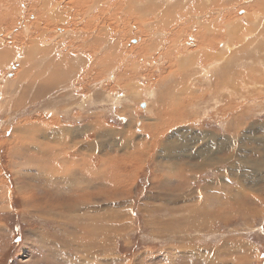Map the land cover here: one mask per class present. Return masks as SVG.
I'll return each mask as SVG.
<instances>
[{
    "label": "rangeland",
    "instance_id": "374dc122",
    "mask_svg": "<svg viewBox=\"0 0 264 264\" xmlns=\"http://www.w3.org/2000/svg\"><path fill=\"white\" fill-rule=\"evenodd\" d=\"M53 1L56 2L54 11L58 12L59 10L66 15L65 21L58 22L57 26L59 27L52 28L54 29L51 31V36L53 37L47 41L48 46L46 42L43 43L46 48L55 45L54 53L38 58H35V55H37L35 53L34 57H30L29 60L25 61L24 58L28 55L24 52L26 50L24 47L29 42L25 40L26 44L23 42L22 48L15 49L19 35L26 29L20 26V20L21 22L32 21V24L36 21L35 15L38 13L40 16L38 12L39 0H30L29 3L36 10V13L28 14L26 11V15L22 5H25L28 1L0 0V6L2 9L4 8L3 10L0 8L2 12L6 8L5 4L8 7L11 4L10 7L16 9V11L18 9L22 10V15L19 14L18 20L16 19L17 23H14V20H10V24H6L9 30L8 33H5L4 36V32H0V140H2L0 141V264H264V233L260 235L258 230L262 221L260 218H263L264 214L261 217L259 214H252L253 217L247 216V212L241 209L243 207L242 203L239 202L241 199H236L235 207L232 204L229 206L228 202L232 201L222 199V197L228 195V190L215 199L212 198V195L203 197L202 204L198 202L192 203V209L199 211V213L185 212L186 214H179L155 210L156 206H161L160 208L158 207L159 209H163L166 206L161 199H148L147 193L149 191L147 192L146 189L148 187V179L152 175V171H154L152 167L156 163L161 166L158 171L163 173L167 181L171 175L175 178L176 174L173 173L179 171L177 169L179 167L176 166V163H168V161H171L170 154H176L177 149L163 151L164 148L161 147L162 144L160 142L167 138L172 139L173 136H185L184 139H187L190 129L192 130V124H194L191 120H194L195 116L198 117L197 121L200 123H197L203 127V131L208 128L212 131L210 121L212 120L211 117L214 116H218V119L229 117L227 119L230 121L226 125L232 124L239 119L240 122L238 125L236 124L235 128L242 127L244 124L264 126L263 67H259L257 65L259 64L258 62L249 64V61H247L255 53L257 56H261V54L264 56L263 49L258 44L264 37V0H224L225 2L223 0H193L192 3L195 2L197 7H202L206 11L214 9L213 12L216 14L207 18L200 16L201 19L189 22L170 18L168 21L171 25L166 26H162L163 23L155 19L153 14V18L148 17L150 21H145L143 24H138L131 20L126 31L122 30V32L120 28L118 30L115 28V25L119 24L117 21L120 20L121 22L122 18L125 17L117 13L119 11L117 6L119 3H124V8L120 12H125L127 10L126 7L130 5V0H117V2L113 0V3L109 0L110 2L106 3L107 7L104 5L106 17L114 14L117 10L116 13L120 15L121 19L115 14L114 18L116 19L113 20H106L105 17L103 18V16L99 15L102 8L101 0H96L98 5L100 3L99 7L95 3L96 7L92 5L88 7L90 9L87 8V11L85 9L86 6L82 5L75 9L72 6L74 0ZM167 1L168 3L164 0V6H161L165 8L163 15H167L168 12L169 16L176 11L182 10L183 7H178L181 4V0ZM255 2L259 5H254ZM222 3H225V6L221 5ZM108 4H114L113 8L116 7V10L114 8L108 13V8H110ZM143 4L136 5L133 15L135 19L141 21L146 16V7ZM217 5L225 8L218 9ZM248 5L252 7L254 12H259V17L255 21L249 22L248 20L250 19H243L247 15L246 8H251ZM170 10L173 11L171 14ZM184 10H186L185 7L182 13H184ZM224 14L235 15L236 18L234 17L233 21L245 23L244 26L247 25L246 29L241 30V33L244 32L246 37H240L243 40V42L241 40L240 45L237 43L236 46L229 45L226 39L232 36L229 33L232 27L225 26L224 30L228 28L230 30L219 36V39H213V47L210 50L204 49L205 52L211 54L210 57H206L204 51L199 53L201 58L199 61L206 68L214 67L212 70L213 74H211L213 77L210 76L211 78L207 79L202 76L203 72L195 73L193 76L192 70L201 69L202 65L195 60L198 57L194 56L195 53L185 58L188 55L183 53L185 48L195 49L196 47L195 38L191 37L195 41L188 39L187 35L196 36L199 30L205 28V26H202L204 23L215 18L213 23L217 24L221 15ZM237 18L239 20L242 19L243 22L237 21ZM89 19L92 21H88ZM111 20V27L107 26ZM65 24L68 25V28ZM104 24L105 26H103ZM257 24H262V26L255 27L254 25ZM13 25H17V27L14 29ZM133 25L135 28L132 27ZM151 25H154V27L152 28ZM86 26H90V29L85 28ZM101 26L105 28L104 31L107 35L99 34L100 37H98L97 30ZM252 28L254 29L252 30ZM75 29L78 32L74 31L73 33ZM113 29L116 30L115 33L112 32ZM144 29L148 36H154L151 41L153 44L162 43L160 46L154 47V50L152 48L146 58L143 55L145 52L141 54L143 50L140 51L148 44L146 42L148 36L144 34L142 37L141 35ZM87 30L88 32H86ZM92 30H95L96 34ZM117 31L119 32L117 33ZM163 31L169 35L161 34ZM170 31L178 36L173 44L176 46L178 42L180 49L174 47L172 50V43H168L166 40V37L170 36ZM76 32L77 35H75ZM233 32H235V28ZM61 33L62 35L60 36ZM63 33L65 34L63 35ZM66 34L67 38H65ZM26 35H33L36 38L38 33L32 30L26 32ZM2 37L5 38L3 39ZM58 37L63 41H60ZM101 37H106V39ZM97 39L100 41L98 42ZM11 40L15 41L14 45ZM4 42L11 44V46L13 45L12 47L15 50H12L9 57L1 59V49H4L2 46ZM86 44L93 45L85 49ZM112 46L115 47L111 48ZM249 47L250 49L248 50ZM166 48L169 53L171 52L173 58L171 66L169 63L164 62L165 59H168L169 53L166 58L162 56ZM234 50L237 51L235 52ZM240 50L243 51L239 52ZM106 51L108 53H105ZM218 51H223L224 53L222 52L223 56L216 58ZM259 51L263 53H259ZM138 52L140 53L137 54ZM109 53L111 55L110 59L114 58L116 61L114 64L112 63L113 66L112 64H107L110 59L107 60L106 56ZM158 54H160V57L155 59ZM230 55H234L235 57L233 58L235 59L228 60L227 58ZM65 57L68 58L70 63L65 65L66 67L63 66L61 68L70 69L72 75L64 81L65 83L59 79L60 81H52V83L48 84L51 87L46 88L44 84L49 82V78L52 75L44 72L47 68H44L43 65L58 64L61 62L60 59ZM40 58L43 59L41 60ZM76 61H80L81 65ZM219 61L223 63L217 65ZM15 62L18 64L16 65ZM181 62L183 64L181 66L182 70L180 68ZM116 63L117 65H115ZM164 63L167 64L165 72ZM23 66H27V69L32 67L35 69H31L30 73H26L28 78H30V75L32 76L31 73L36 74V76L43 75L39 79H36L33 75L35 78L27 80L24 85L16 83L11 74L22 71ZM77 67L79 70L76 69ZM176 70H179L178 73ZM169 71L171 74L174 72L176 76L181 75L184 79L189 71L190 76L193 79L195 77L194 80L190 81V91L193 93L192 98H186L182 95L180 99L176 98L175 100V97H173L169 98L171 100H165L171 85L181 83L170 81V79H167L164 83H160L157 80L162 76L163 72L164 75H167ZM216 76L222 79L215 82ZM115 78L117 82H120L115 83ZM149 79H151V83ZM216 83L222 84L218 86ZM146 84H151V86ZM172 87L177 88L178 85ZM23 88H25V91H22L24 90ZM149 88H151L152 92ZM26 89H28L27 92ZM23 92L26 93L24 96ZM154 93L155 97L152 98ZM173 95L174 93L170 92V97ZM110 96L111 98H109ZM115 97L118 98V103H121L118 106L115 105L116 100L112 99ZM85 99L87 101L86 109H82L80 105L82 100ZM181 100L182 105L178 106V102ZM98 102L101 103L95 104ZM147 102L150 103L151 108L148 106L147 109V106L143 105L144 103L147 104ZM139 103L141 104L139 105ZM154 105L159 106L156 109V112H159L158 114L156 112L150 113ZM171 105H174V107ZM195 105L199 106V109ZM162 106L164 109H162ZM177 107H180L182 112L180 114L177 113L176 117L169 118L168 116L173 115L172 111L175 108L177 109ZM166 108L169 110L167 111ZM163 110L166 113H162L164 112ZM77 112H79L78 114L81 117L78 116ZM120 112H122V115ZM170 112L171 114L169 115L168 113ZM98 113L99 115L102 113L103 117L99 118ZM87 114L91 115L88 116ZM155 114L156 118L153 117ZM53 115H58L59 119L50 120V116ZM163 117L165 118L163 119ZM152 118L155 119L154 122L157 121L156 126L159 127V132L155 136L153 130L148 132V127L152 126V123H150ZM166 119L167 121L165 122ZM174 123L176 125H173ZM168 125L170 126L168 127ZM38 129L39 132H37ZM63 138H65L64 141L62 140ZM152 138L155 141L156 138L160 139L155 144L152 142ZM59 139L64 145L60 146L61 142ZM66 142H68V146H65ZM201 142L202 145L197 147L206 148L205 137L202 138ZM14 146H16L17 150H14ZM58 146L60 147V157L68 160L62 161L59 157ZM153 146L156 148L153 149ZM130 147L132 149L137 147V149L132 150ZM140 147L143 149L138 151L140 153L135 154ZM153 151L156 156L151 159L150 155L153 154ZM51 154L52 157L49 156ZM85 155L91 161L87 162L88 160L86 159V161L84 157L88 165L83 166L84 162L79 164L80 162L76 163V161H73L80 160ZM187 155L182 154V157L187 164H191L192 162L186 160V157L189 156ZM58 157L60 161L56 160ZM39 158L42 159L41 162H39ZM91 158L95 159L92 160ZM130 159L137 160L139 164L137 165L136 161H131ZM251 159L252 157L249 160ZM253 161L251 160V168L254 175H251L249 181L261 175H257L254 170L256 168H254ZM126 162L129 163L128 167L122 169L121 173L115 174L114 169ZM75 164L78 165L75 166ZM66 168H68L70 176L66 174ZM169 168L172 170L170 171ZM102 169H105V171L102 172ZM184 173L187 175L193 174L189 170ZM157 176L156 178L162 181L160 178L161 174ZM185 179L183 178L182 181ZM233 179L237 185L230 188V190L237 187L242 189L240 184L244 183V177L242 176L241 178V175L237 174L234 175ZM111 180H120L121 187L119 189L113 188V191L114 182L111 183ZM230 180H223L222 185L229 186ZM194 182L192 184L195 187ZM202 183L200 185H205V183ZM191 185L189 183V188H192ZM200 185L196 186L195 189H199ZM158 189V187L152 188L153 191H150L151 197H157L162 193V190ZM241 189L234 190V192L243 195L245 192ZM207 198H210L208 202ZM216 200L223 202V208L220 207L221 203L216 202ZM150 209L155 210V212H149ZM166 209H169V207H166ZM241 249L247 252L243 253ZM184 252L192 254L190 258H184V263H182V259L173 258L174 255L181 253L185 257L187 254ZM170 255H173L172 261H167L170 260ZM244 256L249 257L250 261L243 262V260H240Z\"/></svg>",
    "mask_w": 264,
    "mask_h": 264
},
{
    "label": "bare ground",
    "instance_id": "6f19581e",
    "mask_svg": "<svg viewBox=\"0 0 264 264\" xmlns=\"http://www.w3.org/2000/svg\"><path fill=\"white\" fill-rule=\"evenodd\" d=\"M21 1V0H20ZM26 1H28L25 5L23 4L22 5V8H23V11L25 12V15H26V11H27V13L28 14H32V13H36L35 11V9L33 8V6L31 5V3H29L30 2V0H26ZM32 1V0H31ZM112 1V3H113V0H111ZM124 1V0H123ZM192 1L193 0H181V4H180V6H178V7H185V9L186 10H184V13H182V10H183V8H182V10H180L179 12L178 11H176V12H174L172 15H169L168 16V12H167V15H163L164 13H165V8L164 7H161V6H164V0H130V5L129 6H127L126 8H127V10L125 11V12H120V10H122V8H124V3H119V5L117 6L118 8H117V10H119L117 13H119V14H122V15H124L125 17L124 18H122V21L120 22V20H118L117 22L119 23V24H117V25H115V28L118 30V28H120V30H121V32H122V30L124 31H126V29H127V26H129V24H130V22H131V20H133V22L135 21V22H137L138 24H143V22H145V21H150V19L148 18V17H150V18H153V14H154V18L155 19H158V21L159 22H161V23H163L162 24V26H166V25H171L170 23H169V21H168V19H170V18H177V19H179V21H184V22H189V21H195V19H201L200 18V16H203L202 18H207V17H210V16H212L213 14H216L215 12H213L214 11V9H210V10H208V11H206V9H203L202 7H197V4L195 3H192ZM200 1V0H199ZM224 1V0H223ZM259 1V0H258ZM8 2V1H7ZM17 2V1H16ZM19 2V1H18ZM101 2V11L99 12V15L100 16H103V18L105 17V19L106 20H110V19H116V18H114V16H115V14L117 15V17H119L120 19H121V17H120V15L119 14H117L116 13V7H114L115 8V13L114 14H112V15H109V16H105L106 15V13L104 12V7L106 6L107 7V5H106V3H108V2H110L109 0H103V2H102V0L100 1ZM116 2H117V0H116ZM119 2V1H118ZM166 2L168 3V1L166 0ZM209 2V1H208ZM211 2V1H210ZM225 2V1H224ZM15 3V2H14ZM13 3V4H14ZM95 3H96V0H74V2H73V7L76 9V8H78V7H80L81 5L82 6H86V11H87V8L88 7H90V6H95ZM115 3V2H114ZM144 3V4H143ZM7 4H9V3H7ZM22 4V3H21ZM33 4V3H32ZM35 4V3H34ZM38 4H40L39 5V13H40V16L38 15V13L35 15V22L32 24V21L31 22H27V21H23V22H21V20H20V23H21V25L20 26H22L23 28H26V29H24L22 32V34L21 35H19V39H18V41H16V44L17 45H15L16 46V48L15 49H19L21 46H22V44H23V42L26 40V41H28L29 43L24 47V48H26V50L24 51V52H26V55H28V56H26L24 59H25V61H27V60H29L30 59V57L32 58V57H34V54L35 53H37V55H35V58H38V57H41V56H43V55H47V54H51V53H54L53 51L55 50V45H53V46H51V47H49V48H46V46L43 44L44 42H46L47 43V46H48V40L49 39H51L53 36H51L52 34H51V31L52 30H54V29H52V28H57V27H59V26H57L58 25V22L59 21H65L66 19V15H65V13L64 12H60L59 10H58V12H55L54 11V9H56V8H54L55 6H56V2L55 1H53V0H39V3ZM97 6L99 7L100 6V3H99V5H98V1H97ZM137 4H143V5H145V15L146 16H144L145 18L143 19V21H141V20H138V19H135L134 18V13H135V10H136V5ZM200 4V3H199ZM225 3H222L221 5H224ZM1 5V4H0ZM10 5L11 4H9V7L5 4V6H6V8H5V10L2 12L1 11V9H2V7L0 6V32H4L3 33V35L5 34V33H8V28H7V26H6V24L8 25V23H9V21L10 20H14L15 22L14 23H17V21H16V19L18 20V18H19V14H21V12H22V10H20V9H18L17 11H16V9H12L11 7H10ZM16 5V4H15ZM105 5V6H104ZM108 5H110V4H108ZM253 5V4H252ZM254 5H259V4H257L256 2H255V4ZM19 6V5H18ZM113 6H114V4H111L110 5V8H108L109 9V11H108V13L112 10V9H114L113 8ZM200 6H201V4H200ZM225 6V5H224ZM224 6H218L217 5V8L218 9H223V8H225ZM248 6H250V5H248ZM16 7V6H15ZM72 7V8H73ZM96 7V6H95ZM244 7V6H243ZM251 7V6H250ZM21 8V7H20ZM73 8V9H74ZM94 8V7H93ZM171 8V7H170ZM257 8V7H256ZM4 9V8H3ZM2 9V10H3ZM37 9V8H36ZM88 9H90V8H88ZM92 9V8H91ZM244 9V8H243ZM264 9V8H263ZM93 10V9H92ZM95 10V9H94ZM229 10V9H228ZM96 11V10H95ZM94 11V12H95ZM99 11V10H98ZM97 11V12H98ZM236 11V10H235ZM245 11V10H244ZM257 11V10H256ZM23 12V13H24ZM75 12H77L76 10H75ZM91 12V11H90ZM89 12V13H90ZM114 12V11H113ZM173 11L172 10H170V14L172 13ZM246 16L243 18L244 20H245V18L246 19H250V20H248L249 22H252V21H255V19H257L258 17H259V12L257 13V12H254V10L252 9V7L251 8H246ZM73 13V12H72ZM137 13V12H136ZM219 13V12H218ZM217 13V14H218ZM236 13V12H235ZM16 14H17V16H16ZM205 14V15H204ZM237 14V13H236ZM22 15V14H21ZM90 15V14H89ZM96 15H98V14H96ZM36 16H38L37 17V19H36ZM83 16V15H82ZM91 16V15H90ZM97 17V16H96ZM235 17V15H231V14H224V15H221V17H220V19H219V22L217 23V24H214L213 22H214V20H215V18L212 20V21H210V20H208V22L207 23H204L202 26H205V28H202V30H199V32H198V34L196 35V36H194V35H187V38L188 39H191V40H194V39H192L191 37H194L195 38V40H196V47H195V49H186L185 48V50H184V52L183 53H186V54H188L187 56H185V58L186 57H188V56H190L191 54H193V53H195L194 54V56L196 55V56H198V57H196V61L197 62H199L201 65H202V68L201 69H198V70H192V72H193V76H194V74L195 73H200V72H203V77H205V78H207V79H210L211 77H213V76H211V74H213L212 73V70L214 69V67H209V68H206V66H204L203 65V63L201 62V61H199L201 58H200V54L199 53H201V51H204V54H205V56L206 57H210V55L211 54H208L207 52H205V50H210L212 47H213V43H212V40L214 39H219V36H221V35H224L226 32H228L229 30H230V28H228L227 30H224V27L226 26V27H229V26H231L232 27V30L229 32V33H231L232 34V36H230V38L229 39H226V41L228 42V44L229 45H232V46H236V43L238 44V45H240V42H241V38L240 37H246V35L244 34V32L243 33H241V30H243V29H246V26H244V24L245 23H236V21H233L232 19ZM30 18V17H29ZM71 18V17H70ZM70 18H69V20H70ZM93 18H95L94 16H93ZM182 18V19H181ZM236 18V17H235ZM234 18V19H235ZM26 19V18H25ZM176 19V20H177ZM28 20V19H27ZM68 20V21H69ZM112 20H111V22H110V24L109 25H107V26H110L111 27V25H112ZM237 21L239 20V18H237L236 19ZM88 21H92L91 19H89ZM105 21V20H104ZM217 21V20H216ZM239 21H242V19H240ZM174 23H175V21H173ZM235 22V23H234ZM243 22V21H242ZM249 22H247V23H249ZM91 23V22H90ZM181 23V22H180ZM233 23V24H232ZM10 24V23H9ZM149 24V23H148ZM184 24V23H183ZM182 24V25H183ZM237 24V25H236ZM250 24V23H249ZM15 25V24H14ZM13 25V27H14V29H15V27H17V25L16 26H14ZM65 25H67V24H65ZM176 25V24H175ZM10 26V25H9ZM56 26V27H55ZM62 26V25H61ZM78 26H80V25H78ZM103 26H105V24L103 25ZM144 26V25H143ZM152 26V28L154 27V25H151ZM180 26V25H179ZM178 26V27H179ZM255 27H258V26H262V24H257V25H254ZM264 26V25H263ZM71 27V26H70ZM90 26H86L85 28H89ZM132 27H134L135 28V26L133 25ZM67 28H68V25H67ZM109 28V27H108ZM114 28V27H113ZM129 28V27H128ZM151 28V27H150ZM159 28V27H158ZM234 28H235V32H233L234 31ZM61 29H62V27H61ZM64 29V28H63ZM72 29V28H71ZM83 29V28H82ZM90 29V28H89ZM92 29V28H91ZM95 29V28H94ZM104 27H102L101 26V28L99 29V30H97V34H98V37H100L99 36V34H102L103 36H106L107 35V33L104 31ZM130 29V28H129ZM169 29V28H168ZM171 29V28H170ZM254 28H252V30H253ZM259 29H261V28H259ZM32 30H35V32L36 33H38V35H37V37L35 38V36H33V35H26V32H28V31H32ZM78 30H81V29H78ZM96 30V29H95ZM94 30V31H95ZM119 30V31H120ZM153 30H155V29H153ZM248 30V29H247ZM11 31V30H10ZM16 31V30H15ZM20 31V30H19ZM58 31V30H57ZM66 31H68V29H66ZM74 31H77L76 29L75 30H73V33H74ZM93 31V30H92ZM93 31V32H94ZM119 31H117V33L119 32ZM183 31V30H182ZM54 32V31H53ZM63 32V31H62ZM71 32V31H70ZM78 32V31H77ZM77 32H76V34L75 35H77ZM86 32H88V30L86 31ZM112 32H116V30L115 29H113L112 30ZM139 32V31H138ZM171 33H170V36H168V37H166V40L168 41V43H172L171 44V48H172V50H173V48L175 47L176 49H180V45H178V42L176 43V46L173 44L174 42H175V39L178 37V36H176L175 34H173L172 33V31H170ZM196 32V31H195ZM233 32V33H232ZM247 32V31H246ZM55 33V32H54ZM58 33V32H57ZM95 33V32H94ZM241 33V34H240ZM258 33V32H257ZM1 34V33H0ZM20 34V33H19ZM56 34V33H55ZM65 33H63V35H64ZM70 34H72V33H70ZM96 34V33H95ZM144 34L146 35V36H148V34H146V30L144 29L143 31H142V37L144 36ZM150 34V33H149ZM161 34H163V35H167L168 33H165V31H163ZM249 34V33H248ZM10 35V34H9ZM12 35H14L13 33H12ZM62 35V33L60 34V36ZM169 35V34H168ZM254 35V34H253ZM264 35V34H263ZM5 36V35H4ZM17 36V35H16ZM15 36V37H16ZM57 36V35H56ZM59 36V37H60ZM95 36H97V35H95ZM128 36H129V34H128ZM145 36V37H146ZM256 36V35H255ZM14 37V36H13ZM58 37V39L60 40V38ZM68 36H67V34H66V36H65V38H67ZM88 37H89V35H88ZM154 36H148V38L146 39V42H148V44H147V46H145L144 48H142L140 51H142L143 50V52L141 53V54H143L144 52V54L143 55H145V58L148 56V54H149V51H151L152 50V48H153V50L157 47V46H160L162 43H157V44H153V42H151L152 41V38H153ZM252 37H254V36H252ZM257 37V36H256ZM256 37H255V39H256ZM3 38V37H2ZM5 38V37H4ZM3 38V39H4ZM10 38V37H9ZM62 38V37H61ZM79 38V37H78ZM87 38V37H86ZM85 38V39H86ZM90 38V37H89ZM101 38H105L106 39V37H101ZM108 38V37H107ZM110 38V37H109ZM122 38V37H121ZM120 38V39H121ZM151 38V40H149ZM236 38V39H235ZM258 38V37H257ZM15 39H17V38H15ZM55 39V38H54ZM104 39V40H105ZM247 39V38H246ZM254 39V40H255ZM53 40V39H52ZM62 40V39H61ZM60 40V41H61ZM67 40V39H66ZM66 40H65V42H66ZM90 40V39H89ZM98 40V39H97ZM113 41H114V39H112ZM117 40H118V38H117ZM149 40V41H148ZM194 40V41H195ZM225 40V39H224ZM11 41H13V40H11ZM63 41V40H62ZM100 40H98V42H99ZM246 41V40H245ZM3 42V41H2ZM55 42H57V41H55ZM86 42V41H85ZM91 42H92V40H91ZM90 42V43H91ZM123 42V41H122ZM189 42V41H188ZM242 42H243V40H242ZM258 42V41H257ZM1 43V42H0ZM14 43H15V41H13V45H14ZM25 43V42H24ZM115 43V42H114ZM3 44V43H2ZM26 44V43H25ZM53 44H55L54 42H53ZM61 44V43H60ZM79 44V43H78ZM77 44V45H78ZM84 44V43H83ZM104 44H105V42H104ZM103 44V45H104ZM191 44V43H190ZM190 44H188V45H190ZM261 47H262V49H263V52H264V37H263V40L262 41H260L259 43H258ZM7 45V46H6ZM12 45V46H13ZM49 45H51V44H49ZM63 45H64V43H63ZM67 45H68V42H67ZM70 46H71V48H73L72 47V45L71 44H69ZM93 44H89V45H87L86 44V46L85 45H82V46H85V49L86 48H88V47H91ZM102 45V44H101ZM110 45V44H109ZM109 45H108V47H109ZM169 45V44H168ZM227 45V44H226ZM252 45V44H251ZM256 45V44H255ZM3 46V50L1 49V55H2V58L1 59H5L6 57H9L10 56V54H11V52H12V50H15L14 49V47H12L11 46V44H8L7 42H4V44L2 45ZM9 46H11V47H9ZM80 46V45H79ZM192 46V45H191ZM58 47H59V45H58ZM67 47V46H66ZM76 47V46H75ZM100 47V46H99ZM102 47V46H101ZM104 47V46H103ZM115 46H112L111 48H114ZM122 47V46H121ZM155 47V48H154ZM222 47V46H221ZM0 48H1V45H0ZM6 48V49H5ZM22 48V47H21ZM57 48V47H56ZM70 48V49H71ZM229 48V47H228ZM237 48V47H236ZM59 49V48H58ZM69 49V50H70ZM85 49H83V50H85ZM121 49V48H120ZM205 49V50H204ZM250 49V47L248 48V50ZM255 49V48H254ZM260 49V48H259ZM68 50V49H67ZM232 50V49H231ZM21 51V50H20ZM114 51V50H113ZM225 51V50H224ZM235 51V50H234ZM237 51V50H236ZM235 51V52H236ZM241 51H243V50H240L239 52H241ZM62 52V51H61ZM68 52V51H67ZM117 52V51H116ZM124 52V51H123ZM219 52V51H218ZM223 51H221V52H219L218 53V55L216 56V58L218 57V56H223V53H222ZM230 52V51H229ZM261 51H259V53H260ZM263 52H261V53H263ZM22 53V52H21ZM38 53H40V54H38ZM70 53V52H69ZM105 53H108V51H106ZM119 53V52H118ZM140 52H138L137 54H139ZM169 52L167 51V48L165 49V52L163 53V57L164 58H166V55L168 54ZM173 53H174V51H173ZM62 54V53H61ZM64 54V53H63ZM67 54V53H66ZM70 54H73V53H70ZM84 54V53H83ZM117 54V53H116ZM147 54V55H146ZM241 54V53H240ZM24 55V54H23ZM29 55H31V56H29ZM68 55V54H67ZM82 55V54H81ZM176 55V54H175ZM21 56V55H20ZM49 56V55H48ZM57 56V55H56ZM55 56V57H56ZM65 56V55H64ZM74 56V55H73ZM118 56V55H117ZM169 57H168V59H165L164 60V62H167V63H169V65L171 66L172 65V61H173V58H172V56H171V52L169 53V55H168ZM202 56V55H201ZM71 57H72V55H71ZM141 57V56H140ZM139 57V58H140ZM160 57V54H158V56L155 58V59H157V58H159ZM183 57V56H182ZM226 57V56H225ZM229 57V56H228ZM233 57H235L234 55L232 56V55H230V57L229 58H227L228 60H232V59H235V58H233ZM73 58V57H72ZM83 58H85V57H83ZM111 58V55H110V53L108 54V56H106V59L108 60V59H110ZM142 58V57H141ZM222 58V57H221ZM243 58V57H242ZM248 58V57H247ZM20 59V58H19ZM22 59H23V57H22ZM41 59V58H40ZM43 59V58H42ZM41 59V60H42ZM50 59V58H49ZM59 59V58H58ZM103 59H104V57H103ZM144 59V58H143ZM192 59H193V57H192ZM205 59V58H204ZM207 59V58H206ZM210 59V58H209ZM220 59V58H219ZM36 60V59H35ZM44 60H45V58H44ZM61 60V62L60 63H58V64H44L43 65V67L44 68H47V70L46 71H44L45 73L46 72H48L49 73V75H52L51 76V78H49L50 80H49V82L48 83H46V84H44L45 86H46V88H48V87H51V86H48V84H50V83H52V81H60V80H62V82H64L68 77H70V75H72V72L70 71V69H62L61 67H63V66H65V65H67V64H69L70 62H69V60H68V58L67 57H65V58H63V59H60ZM62 60H64V61H62ZM98 60H100V59H98ZM216 60V59H215ZM218 60V59H217ZM226 60V59H225ZM11 61V60H10ZM20 61H22V60H20ZM122 61V60H121ZM120 61V62H121ZM234 61V60H233ZM247 61H249V64H256V62H258L259 64H257L259 67H263V71H264V56H262V54H261V56H257L256 55V53H255V55H251V57L247 60ZM12 62V61H11ZM35 62V61H34ZM57 62H59V61H57ZM76 62H79V64L81 63L80 61H76ZM108 62L109 63H107V64H114L116 61H115V59L113 58V59H110V60H108ZM215 62V61H214ZM225 62V61H224ZM230 62V61H229ZM8 63V62H7ZM16 63V62H15ZM33 63V62H32ZM39 63H40V60H39ZM43 63V62H42ZM41 63V64H42ZM44 63H46V62H44ZM102 63H104V62H102ZM187 63V62H186ZM223 62H220L219 61V63L217 64V65H220V64H222ZM231 63V62H230ZM9 64H10V62H9ZM18 63H16V65H17ZM20 64V63H19ZM24 64V63H23ZM76 64V63H75ZM78 64V65H79ZM113 64H112V66H113ZM188 64H190V63H188ZM247 64V63H246ZM1 65V64H0ZM25 65H27V64H25ZM37 65V64H36ZM60 65V66H59ZM62 65V66H61ZM81 65V64H80ZM83 65H84V63H83ZM99 65V64H98ZM115 65H117V63L115 64ZM166 63H164V72H165V69H166ZM173 65H174V63H173ZM183 64H182V62L180 63V68H181V66H182ZM224 65V64H223ZM5 66V65H4ZM71 66V65H70ZM74 67H75V65H73ZM77 66V65H76ZM222 66V65H221ZM37 67H38V65H37ZM66 67V66H65ZM72 67V66H71ZM6 68H8V67H6ZM31 68V67H30ZM102 68V67H101ZM104 68H105V66H104ZM107 68V67H106ZM176 68H177V66H176ZM179 68V69H180ZM199 68V67H198ZM206 68V69H205ZM226 68V67H225ZM249 68H250V65H249ZM3 69V68H2ZM16 69V68H15ZM31 69H33V67L31 68ZM31 69H27V66H23V68H22V71H20V72H17V73H14V74H11L12 75V77H13V79L16 81V83H21V84H23L24 85V83L25 82H27V80H29V79H33V78H35L36 77V79H39V78H41V76L43 75L42 73H40V74H42L41 76L40 75H38V76H36V74H34V73H31L32 74V76L30 75V78H28L27 77V74L26 73H30L32 70ZM73 69V68H72ZM75 69V68H74ZM77 70H79L78 69V67L76 68ZM116 69V68H115ZM33 70H35V69H33ZM45 70V69H44ZM173 70H174V68H173ZM181 70H182V68H181ZM205 70V71H204ZM228 70V69H227ZM231 70V69H230ZM1 71V70H0ZM3 71V70H2ZM16 71V70H15ZM177 71V70H176ZM179 71V70H178ZM178 71H177V73H178ZM232 71V70H231ZM42 72V71H41ZM164 72L162 73V76L161 77H159V79H157V80H159L160 81V83H164V82H166V80L167 79H170V81L171 80H173V81H175V82H181V83H176V84H174V85H178V87L177 88H173L172 86H174V85H171V87H170V89H169V92L167 93V98H165V100H171V99H169V98H173V97H175V100H176V98L177 99H180L181 97H182V95L183 96H185L186 98H192L193 96H192V92L190 91L191 89V85H190V81H192V80H194L195 79V77H194V79L190 76V73H189V71L187 72V74H186V77H185V79L184 78H182L181 77V75L180 76H176L175 74H174V72H172V74L170 73V71L168 72V74L167 75H164ZM167 72V71H166ZM185 72V71H184ZM220 72V71H219ZM180 73V72H179ZM182 73V72H181ZM47 74V73H46ZM46 74H44V75H46ZM110 74V73H109ZM216 74V73H215ZM2 75V74H1ZM33 75L35 76V77H33ZM153 75V74H152ZM144 76V75H143ZM164 76H166V77H164ZM211 76V77H210ZM84 77H85V75H84ZM217 77V76H216ZM154 78V77H153ZM7 79V78H6ZM60 79V80H59ZM84 79V78H83ZM145 79V78H144ZM220 79H222V78H216V80H214L215 82H218ZM118 80H119V78H118ZM151 79H149V81H150ZM154 80V79H153ZM9 81V80H8ZM35 81H37V80H35ZM115 83H118V82H120V81H118L117 82V79L115 78ZM204 81V80H203ZM206 81V80H205ZM208 81H210V80H208ZM224 81V80H223ZM10 82V81H9ZM85 82V81H84ZM122 82V81H121ZM157 82V81H156ZM12 83V82H11ZM55 83V82H54ZM53 83V84H54ZM58 83H60V82H58ZM65 83V82H64ZM101 83V82H100ZM103 83V82H102ZM150 83H151V81H150ZM69 84V83H68ZM154 84V83H153ZM214 84V83H213ZM218 86L219 85H221L222 83H216ZM17 85V84H16ZM37 85V84H36ZM67 85V84H66ZM117 85H119V84H117ZM147 85V84H146ZM20 86V85H19ZM30 86V85H29ZM58 86V85H57ZM147 86H151V84L150 85H147ZM27 87V86H26ZM43 87V86H42ZM54 87V86H53ZM143 87V86H142ZM194 87V86H193ZM196 87V86H195ZM213 87V86H212ZM32 88V87H31ZM214 88V87H213ZM216 88V87H215ZM7 89V88H6ZM5 89V90H6ZM21 89V88H20ZM24 90H22V91H25V88H23ZM150 89V91H151V88H149ZM198 89V88H197ZM50 90H51V88H50ZM143 90V89H142ZM153 90V89H152ZM200 90V89H199ZM207 90H208V87H207ZM28 91V89H26V92ZM38 91V90H37ZM147 91V90H146ZM249 91V90H248ZM73 92V91H72ZM110 92V91H109ZM131 92V91H130ZM152 92V91H151ZM157 92V91H156ZM170 92H173L174 93V95L173 96H171L170 97ZM3 93V92H2ZM42 93V92H41ZM112 93H113V91H112ZM147 93V92H146ZM23 94V96L26 94L25 92H23L22 93ZM45 94V93H44ZM209 94V93H208ZM20 95V94H19ZM155 95V93L152 95V98L153 97H155L154 96ZM233 95V94H232ZM231 95V96H232ZM64 96V95H63ZM116 96H118V95H116ZM38 97H39V95H38ZM59 97V96H58ZM150 97V96H149ZM253 97V96H252ZM41 98V97H40ZM92 98V97H91ZM109 98H111V96L109 97ZM131 98V97H130ZM214 98V97H213ZM212 98V99H213ZM226 98V97H225ZM105 99V98H104ZM112 99H114V100H116V106H118L119 104H121V103H118L119 101H118V98H112ZM128 99V98H127ZM106 100H108V99H106ZM120 100H121V97H120ZM164 100V101H165ZM172 100H174V99H172ZM185 100V99H184ZM190 100V99H189ZM228 100V99H227ZM217 101V100H216ZM86 99L85 100H82V103H81V107H82V109H86ZM114 102V101H113ZM167 102V101H166ZM172 102V101H171ZM183 102H185V101H183ZM101 102H98V103H95V104H100ZM103 104H104V102H103ZM141 103H139V105H140ZM210 104V103H209ZM208 104V105H209ZM214 104H218V103H214ZM213 104V105H214ZM144 106H147V109H148V106H150V108L152 107L151 105H150V103L149 102H147V104L146 103H144L143 104ZM162 105V104H161ZM176 105H177V103H176ZM182 105V100L181 101H179L178 102V106H181ZM184 105V104H183ZM207 105V104H206ZM8 106V105H7ZM128 106V105H127ZM170 106V105H169ZM172 106V105H171ZM192 106V105H191ZM190 106V107H191ZM196 106V105H195ZM226 106V105H225ZM159 106H157V105H154L153 106V108H152V110L150 111V113L151 114H153V113H155L157 110V108H158ZM163 107V106H162ZM161 107V108H162ZM172 107H174V105L172 106ZM197 107V106H196ZM199 107V106H198ZM197 107V108H198ZM149 108V109H150ZM189 108V107H188ZM207 108V107H206ZM127 109V108H126ZM162 109H164V107L162 108ZM167 109V108H166ZM172 109V108H171ZM199 109V108H198ZM197 109V110H198ZM202 109V108H201ZM61 110H63V109H61ZM159 110H161V109H159ZM169 109H167V111H168ZM190 110V109H189ZM164 111V110H163ZM40 112V111H39ZM117 112V111H116ZM173 112V115H171V116H168L169 118H172V117H176V114L177 113H181L182 111H181V108L180 107H177V109L175 108V110H173L172 111ZM175 112V113H174ZM79 112H77V114H78ZM121 113V115H122V112H120ZM157 114L159 113V112H156ZM162 113H166L165 111L164 112H162ZM161 113V114H162ZM49 114H51V113H49ZM76 114V113H75ZM169 115L171 114V112L170 113H168ZM36 115V114H35ZM88 116H90L89 114H87ZM98 115H99V113H98ZM124 115V114H123ZM78 116H80L81 117V115H79L78 114ZM51 117V119L50 120H57V118L59 119V117H58V115L56 116V115H53V116H50ZM86 117V116H85ZM96 117V116H95ZM98 117V116H97ZM100 117H103V115H102V113L99 115V118ZM153 117H155L156 118V114L153 116ZM75 118V117H74ZM83 118V117H82ZM87 118V117H86ZM89 118V117H88ZM120 118V117H119ZM159 118V117H158ZM160 118H161V116H160ZM165 117H163V119H164ZM167 118V117H166ZM178 118V117H177ZM114 119V118H113ZM168 119V118H167ZM167 119L165 120V122L167 121ZM174 119V118H173ZM180 119H182V118H180ZM124 120V119H123ZM152 120V122H150V123H152V126L151 127H148V132L150 131V130H153L154 132V136L155 135H157V133L159 132V127H157L156 126V122H154L155 121V119L154 118H152L151 119ZM178 120V119H177ZM81 121V120H80ZM91 121V120H90ZM107 121H109V120H107ZM121 121V120H120ZM214 121V120H213ZM92 122H93V120H92ZM140 122V121H139ZM159 122H160V120H159ZM173 122V121H172ZM69 123V122H68ZM78 123V122H77ZM217 123V122H216ZM220 123V122H219ZM108 124V123H107ZM111 124V123H110ZM109 124V125H110ZM181 124V123H180ZM90 125V124H89ZM98 125V124H97ZM103 125V124H102ZM160 125V124H159ZM162 125V124H161ZM173 125H176L175 123L173 124ZM60 126V125H59ZM72 126H74V125H72ZM94 127H95V125H93ZM144 126V125H143ZM170 125H168V127H169ZM62 127V126H61ZM67 127V126H66ZM68 127H69V125H68ZM71 127V126H70ZM161 128V127H160ZM173 128H174V126H173ZM230 129H231V127H229ZM31 129V128H30ZM164 129H165V127H164ZM175 129V128H174ZM180 129V128H179ZM209 129V128H208ZM223 129V128H222ZM36 130V129H35ZM176 130H177V128H176ZM191 130V129H190ZM30 131V130H29ZM166 131V130H165ZM226 131V130H225ZM37 132H39V129L37 130ZM147 132V133H148ZM193 132V131H192ZM146 133V134H147ZM162 133V132H161ZM179 133V132H178ZM36 134H38V133H36ZM68 134V133H67ZM145 134V135H146ZM177 134V133H176ZM13 135V134H12ZM95 135V134H94ZM160 135V134H159ZM38 136V135H37ZM187 136V135H186ZM160 137V136H159ZM168 137V136H167ZM185 137V136H184ZM183 137V138H184ZM202 138H204L205 136H201ZM215 137V136H214ZM81 139V138H80ZM95 139V138H94ZM99 139H102V138H99ZM160 138H156V141L157 140H159ZM201 139V138H200ZM205 139L207 140V141H210L211 139H209L208 137H205ZM8 140V139H7ZM63 141L65 140V138H63L62 139ZM171 140V139H170ZM176 140V139H175ZM221 140V139H220ZM0 141H2V140H0ZM9 141V140H8ZM59 141L61 142V140L59 139ZM101 141V140H100ZM156 141L152 138V142L153 143H155L156 144ZM187 141V140H186ZM219 141V140H218ZM5 142V141H4ZM10 142H12V141H10ZM194 142V141H193ZM67 143L68 142H66V144H65V146L67 145ZM106 143V142H105ZM10 144V143H9ZM166 144H168V142H165V145ZM210 144V143H209ZM62 145H64V143L63 142H61L60 143V146H62ZM96 145H98V144H96ZM158 145V144H157ZM208 145V144H207ZM11 146V145H10ZM68 146V145H67ZM116 146V145H115ZM174 146V145H173ZM173 146L172 145H167L166 147H164V148H166V149H163V151H165V150H171V149H173ZM194 146V145H193ZM195 146H196V144H195ZM226 146V145H225ZM15 148H14V150H17V148H16V146H14ZM175 147V146H174ZM215 147V146H214ZM227 147V146H226ZM13 148V147H12ZM79 148V147H78ZM129 148V147H128ZM131 149H132V147H130ZM153 149L154 148H156V147H152ZM218 148H219V146H218ZM27 149V148H26ZM134 149H137V147H134ZM134 149H132V150H134ZM143 148H139L138 150H137V152L135 153V154H137V153H140V152H138V151H141ZM207 149V148H206ZM22 150V149H21ZM174 150V149H173ZM191 150H192V148H191ZM208 150V149H207ZM211 150V149H210ZM215 150V149H214ZM221 150V149H220ZM226 150V149H225ZM13 151V150H12ZM58 151H59V157L61 156V153H60V147L58 146ZM79 151V150H78ZM160 151V150H159ZM128 152V151H127ZM18 153V152H17ZM44 153V152H43ZM55 153V152H54ZM130 153V152H129ZM191 153V152H190ZM197 153V152H196ZM201 153H202V151H201ZM233 153V152H232ZM236 153V152H235ZM83 154V153H82ZM93 154V153H92ZM204 154V153H203ZM229 154H230V152H229ZM48 155V154H47ZM78 155V154H77ZM87 155V154H86ZM86 155L85 156H83L82 157V159H80V160H73V161H76V163H79V164H83V162H84V164H83V166H85V165H88L87 163H86V161L88 160V158H86ZM132 155H134V154H132ZM189 155H191V154H189ZM197 155V154H196ZM195 155V156H196ZM241 155V154H240ZM38 156H40V155H38ZM49 156H51L52 157V154L51 155H49ZM96 156V155H95ZM106 156V155H105ZM152 158L151 159H153L156 155H155V153H154V151H153V154L152 155H150ZM188 156V155H187ZM31 157V156H30ZM35 157V156H34ZM36 157H37V155H36ZM43 157V156H42ZM50 157V158H51ZM58 157V159H56L57 161H60V158ZM84 157H85V160H84ZM192 157V156H191ZM190 157V159H188L187 158V161L188 162H192L191 164H189V165H191V168H193L192 169V171H194V173L192 174V175H196L197 174V170H203V171H205V172H213L214 174H217L219 171H221V172H223L224 170H225V167H226V161L224 162V159L222 158V157H219V161H218V163L217 164H215L213 161H212V156H210L209 154H206V152H205V154H204V157H205V159L206 160H200V159H194L193 157L191 158ZM236 157V156H235ZM234 157V158H235ZM243 157V156H242ZM101 158V157H100ZM38 159V158H37ZM40 159V158H39ZM48 159V158H47ZM62 159V161L63 160H68V159H64V158H61ZM92 159V158H91ZM93 159H95V158H93ZM92 159V160H93ZM41 160L42 159H40L39 160V162H41ZM45 160H46V158H45ZM50 160V159H49ZM117 160V159H116ZM131 161H133L134 159H130ZM232 160H235V159H232ZM249 160V159H248ZM51 161H52V159H51ZM72 161V160H71ZM134 161H136L137 162V160H134ZM38 162V161H37ZM87 162H91L90 160H88ZM236 162V164L238 165V167L240 168L239 170H241L242 171V169L243 168H241L242 167V164H243V162H241L240 160H236L235 161ZM250 162V161H249ZM249 162H248V164H249ZM58 163H60V162H58ZM128 164L129 163H123V164H120L116 169H118V170H116V169H114V173L115 174H118V173H121V171H122V169H125V168H127L128 167ZM131 164V163H130ZM139 163L137 162V165H138ZM59 165V164H58ZM57 165V166H58ZM73 165V164H72ZM78 164H75V166H77ZM99 165H101V164H99ZM142 165V164H141ZM233 166H234V164H233ZM66 167V166H65ZM64 167V168H65ZM153 167H157V171L159 170V168L161 167L158 163H156V164H154V166ZM152 167V168H153ZM232 167V166H231ZM236 167V166H235ZM227 169L229 168L228 166L226 167ZM84 169V168H83ZM231 169V168H230ZM65 170H67V175H69L70 176V172H69V170H68V168H66ZM86 170V169H85ZM152 170V169H151ZM169 170L171 171L172 169L171 168H169ZM232 170V169H231ZM234 170H235V168H234ZM237 170V169H236ZM235 170V171H236ZM250 170H251V165H248V167H247V171H248V173H247V175L246 176H243L244 177V183H246V184H248V181H249V179H251V176H249V172H250ZM59 171V170H58ZM72 171V170H71ZM79 171V170H78ZM82 171V170H81ZM105 171V169H102V172H104ZM202 171V172H203ZM73 172V171H72ZM101 172V171H100ZM153 172V171H152ZM204 172V173H205ZM228 172H229V170H228ZM75 173V172H74ZM146 173H148V172H146ZM200 173V172H199ZM241 173V172H240ZM238 174V173H237ZM237 174H235V175H237ZM63 175V174H62ZM72 175V174H71ZM146 175V174H145ZM157 175V174H156ZM49 176V175H48ZM55 176V175H54ZM162 176V175H161ZM196 176H198V175H196ZM158 177V176H157ZM163 177V176H162ZM169 177H171V176H169ZM189 177H191V175H189ZM63 178V177H62ZM225 178H227V179H225ZM225 178L223 177V176H221V177H219V179H215V183H214V187H213V190H212V192L215 194V195H213V194H211L213 197L212 198H217L221 193H223L224 191L223 190H225V187L226 186H224V184L222 185V181L223 180H225V181H228L230 178H228V177H226L225 176ZM241 178H242V176H241ZM174 179V178H173ZM173 179H171V180H169V181H166L168 184H167V186L169 187V188H172V187H174V183H175V181L176 180H173ZM65 180V179H64ZM166 180V179H165ZM199 180V179H198ZM197 180V181H198ZM207 180V179H206ZM241 180V179H240ZM153 181V180H152ZM178 181H181V180H177V184H178ZM196 181V182H197ZM224 181V182H225ZM111 183L112 182H114V187H112V190H113V188L114 189H119L120 187H121V183H120V180H117V181H114V180H111L110 181ZM102 183V182H101ZM184 183V182H183ZM195 183V182H194ZM207 183V182H206ZM205 183V184H206ZM149 184V183H148ZM208 184V183H207ZM105 185V184H104ZM152 185V184H151ZM191 185V184H190ZM193 185V184H192ZM153 186V185H152ZM212 186V185H211ZM240 186L241 187H243V189H241L242 191H245L244 190V185L241 183L240 184ZM105 187V186H104ZM155 187V186H154ZM204 187V186H203ZM205 187H206V185H205ZM205 187H204V189H205ZM228 187V186H227ZM153 188V187H152ZM157 188V187H156ZM183 188V187H182ZM208 188H210L211 189V187H208ZM188 189V188H187ZM186 189V190H187ZM203 189V188H202ZM203 189V190H204ZM160 190V189H159ZM200 190V189H199ZM206 190V189H205ZM114 191V190H113ZM150 191V190H149ZM153 191V190H152ZM189 191V190H188ZM198 191V190H197ZM155 192V191H154ZM160 192V191H159ZM165 192V191H164ZM205 193H201V194H204V196L203 197H205V196H208V195H210L209 194V192L206 190V191H204ZM101 193V192H100ZM157 193V192H156ZM174 193V192H173ZM36 194V193H35ZM96 194V193H95ZM97 194H99V193H97ZM153 194V193H152ZM164 194V193H163ZM176 194V193H175ZM178 194H182V191H179L178 190ZM189 194V193H188ZM197 194H199V193H197ZM155 195V194H154ZM165 196H167L168 197V195H167V193L166 194H164ZM200 195V194H199ZM236 195V194H235ZM160 197V199H162V201L163 200H165L164 198L165 197H163L162 195H160L159 196ZM166 197V198H167ZM259 197H261L262 198V196H259ZM169 198V197H168ZM175 198V197H174ZM255 198V197H254ZM180 199V198H179ZM220 199V198H219ZM223 199V198H222ZM224 199L225 200H229V201H232L231 199H230V197L228 196V195H226V196H224ZM210 200V199H209ZM71 201V200H70ZM168 201V200H167ZM253 201V200H252ZM218 202V201H217ZM238 202V201H237ZM239 202H241L242 203V201H239ZM251 202V201H250ZM259 203H260V205H261V203L263 202L262 201V199H260V201H258ZM212 203V202H211ZM220 203V202H219ZM42 204V203H41ZM209 205V204H208ZM211 206H212V204H210ZM214 205V204H213ZM259 205V204H258ZM263 205H264V203H263ZM41 206V205H40ZM223 206V204H221L220 205V207H222ZM238 206H239V204H238ZM70 207V206H69ZM214 207V206H213ZM263 207V206H262ZM63 208H64V206H63ZM223 208V207H222ZM232 208V207H231ZM237 208V207H236ZM249 208V207H248ZM260 208V207H259ZM69 209V208H68ZM73 209V208H72ZM241 209H243V210H245V207H242ZM240 209V210H241ZM52 210V209H51ZM64 210V209H63ZM67 210V209H66ZM171 210V209H170ZM173 210V209H172ZM59 211V210H58ZM246 211V210H245ZM248 211V210H247ZM74 212V211H73ZM76 212V211H75ZM250 212V211H249ZM252 212V211H251ZM245 213V212H244ZM243 213V214H244ZM242 214V213H241ZM247 214V213H246ZM245 215V214H244ZM62 216V215H61ZM71 216V215H70ZM248 216V215H247ZM73 218V217H72ZM264 218V217H263ZM78 228H79V226H78ZM61 230V229H60ZM54 235V234H53ZM52 235V236H53ZM69 236V235H68ZM242 247V246H241ZM239 248V247H238ZM244 249H245V247H244ZM241 250H243V249H241ZM243 253H246L247 251H245V250H243L242 251ZM242 253V254H243ZM246 257V259H248V261H249V258H247V256H244V258ZM243 257L240 259V260H243L244 259ZM244 262V261H243ZM241 264V263H240Z\"/></svg>",
    "mask_w": 264,
    "mask_h": 264
},
{
    "label": "crops",
    "instance_id": "0c3cea01",
    "mask_svg": "<svg viewBox=\"0 0 264 264\" xmlns=\"http://www.w3.org/2000/svg\"><path fill=\"white\" fill-rule=\"evenodd\" d=\"M181 116H185V115H181ZM197 118L198 117L195 116L194 120H191V122L194 124H192V130H190L189 136L187 137V139H184L183 137L173 136L171 140L167 138V139H164L162 142H160L162 144L161 147H163V148L169 144V145L175 146V147L173 146V149H177L176 154H174V155L170 154L171 161H168V163H170V162L176 163L177 164L176 166L179 167V168H177L179 171H177L176 173H173V174H176L174 176L175 177L174 180H176V181L174 183V187L169 188L167 186L168 183L166 182L167 179L163 175V173L160 171H157L156 170L157 167H153L154 171H153L152 175L150 176V178L148 179V183H149V180H150V183L148 184V187H146L147 192L149 190L150 191L152 190V188H151V184H152L153 188L158 187L160 190H162V193L159 194L157 197H151V193L149 191L147 193L148 199H150V200H151V198H152V200H154L155 198L160 199L159 196L162 195L163 197H165L164 198L165 200H163L162 202L164 203V205L166 207H169V209H166V207L164 208L162 206L163 209H159L161 206H156L154 204V206L157 207L155 210L161 211L164 213H175V212L179 213V214H186V213H193V212L199 213V211L192 209L191 204L194 202H198V203L202 204L204 194H201V193H205L204 191H206V190L209 192L210 195L211 194L215 195L212 192L213 187H214V183H215V179H219V177H221V176H223L225 178V176H226V177L231 179L229 182V186L228 187L226 186L225 190H223L224 192L226 190L229 191L228 196L230 197L232 202H228V205L230 206L232 204V206H233L235 204L236 199H241L242 206L245 207V210L247 212L246 215L253 217L252 214L253 215L259 214L260 217L263 216V214H264L263 203L264 202H262L260 205V203L258 201H260V198H261L259 196L264 197V175H263L264 174V126H261V125L250 126L249 124H244L242 127L235 128L236 124L238 125L240 122L239 119L236 120L232 124L226 125L227 122L230 121L229 119H227L229 117L224 118V119H218V116H214V117H211L212 120L210 121L212 131H210L209 129H206V131H203L204 129H203V127L200 126V124H198L200 122L197 121ZM195 119H196V121H195ZM199 121H200V119H199ZM202 122H203V120H202ZM229 127H231V129ZM201 136H205V137H208L209 139H211L210 141L206 140L205 145H206V148L208 150L206 148H198L197 147L198 145H202V142L200 143V141L202 140ZM165 142H168V144L165 145ZM195 144H196V146H195ZM218 146H219V148H218ZM191 148H192V150H191ZM164 149H166V148H164ZM201 151H202V153H201ZM205 152H206V154H209L210 156H212V161L215 164L218 163L219 157H222L223 159L225 158L224 162L225 161L227 162L226 167L228 166L229 168L227 169L225 167V170L223 172L219 171L217 174H214L213 172L207 173L203 170H197L196 171L198 173V176L191 175V177H189V175L185 174L184 172H186L187 170H189L191 173L192 172L194 173V171H192V169L190 168L191 165L187 164L185 159L182 157V154H184V155L191 154L188 157H186V160H187V158L190 159L191 156L195 160L197 158L200 160H206L204 157ZM229 152H230V154H229ZM177 156H180V157H177ZM161 157H159V158H161ZM175 157H177L176 158L177 160L175 159ZM251 157H252L251 160H254L253 161L254 162V168H256L254 170L257 172V175L258 174H261V175L258 177H254V179L252 178V180H250L248 182V184L243 183V185L245 186L244 187L245 193L243 195H240L238 193L236 194L234 192V190H238L241 188L237 187L235 189L230 190V188L236 187V185H237V183L235 184V181L233 179L234 175L237 173H238V175H241V176L247 175L248 165L252 166L251 160H248ZM232 159H235V160H232ZM236 160H240L241 162H243L242 167H241V168H243L242 171L239 170L240 168L238 167V165L235 162ZM164 161H165V159H164ZM248 162H249V164H248ZM164 164H166V163H164ZM233 164H234V166H233ZM234 168H235V170L236 169L237 170L235 171ZM228 170H229V172H228ZM249 173H251V174H249V176L254 175L252 168H251V171ZM156 174L157 175H160V174L163 175V177L162 176L160 177L162 179V181H160L156 178L157 177ZM204 175H206V176L204 177ZM171 178H173L172 175H171V177L168 178V181L171 180ZM183 178L184 179L186 178V179L182 181ZM177 179L181 180V181H178V184H177ZM225 179H227V178H225ZM193 181H195V187L193 185H191L192 188H189V183L192 184ZM201 182H203V183L207 182L208 184L206 183L205 184L206 187H205V185H200ZM198 185H200V187H199L200 190L195 189L196 186H198ZM203 186L205 187L206 190L204 189ZM208 187H211V189ZM242 189H243V187H242ZM178 190L182 191V194H178ZM163 193L164 194L167 193L169 198L167 196H165ZM197 193H199L200 195ZM222 198H224V197H222ZM209 199L210 198H207V202ZM261 199H262V201H264V198H261ZM217 201H218V203L220 202L221 204H223V202L221 200H216V202ZM188 205H191V206H188ZM234 207H235V205H234ZM155 210L150 209L149 212H155ZM260 220H262V221L260 223L261 226H259L258 230H259V233L261 235L264 233V219L260 218ZM184 253L187 254L185 257H183L182 253L174 255V256L170 255L171 258H170V260H167V261H172V256H173L174 259H182L181 261H182V263H184V261H185L184 258H190L192 255V254H189L187 252H184ZM168 258H169V255H168ZM247 258H249V257H247ZM255 260H257V259H255ZM243 261L244 262L248 261V259H246V257H245L243 259ZM249 261H250V258H249Z\"/></svg>",
    "mask_w": 264,
    "mask_h": 264
}]
</instances>
